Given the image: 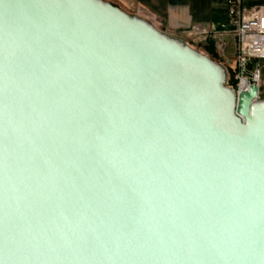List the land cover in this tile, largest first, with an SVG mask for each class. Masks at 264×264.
<instances>
[{"label":"water","instance_id":"95a60500","mask_svg":"<svg viewBox=\"0 0 264 264\" xmlns=\"http://www.w3.org/2000/svg\"><path fill=\"white\" fill-rule=\"evenodd\" d=\"M105 0H0V264H264V100Z\"/></svg>","mask_w":264,"mask_h":264},{"label":"crops","instance_id":"0c3cea01","mask_svg":"<svg viewBox=\"0 0 264 264\" xmlns=\"http://www.w3.org/2000/svg\"><path fill=\"white\" fill-rule=\"evenodd\" d=\"M164 34L211 56L224 66H235L237 41L230 22L228 0H107ZM264 0H242L244 14ZM195 29V31H194ZM204 35H199L198 32ZM216 36L222 52L216 48ZM262 77L264 74L261 72Z\"/></svg>","mask_w":264,"mask_h":264},{"label":"built area","instance_id":"2783aa9c","mask_svg":"<svg viewBox=\"0 0 264 264\" xmlns=\"http://www.w3.org/2000/svg\"><path fill=\"white\" fill-rule=\"evenodd\" d=\"M228 11L230 22L235 26L237 41L233 68L237 84L229 88L238 95L248 91L251 86H258L260 89L262 75L257 64L264 61V5H256L248 14H244L242 0H228ZM198 34L207 35L203 32ZM212 37L216 41L217 50L222 52L221 40L216 36Z\"/></svg>","mask_w":264,"mask_h":264},{"label":"rangeland","instance_id":"374dc122","mask_svg":"<svg viewBox=\"0 0 264 264\" xmlns=\"http://www.w3.org/2000/svg\"><path fill=\"white\" fill-rule=\"evenodd\" d=\"M107 1V0H105ZM200 52V51H199ZM201 53V52H200ZM204 54V53H202ZM206 55V54H204ZM208 56V55H206ZM210 57L213 61H215L217 64L221 65L217 60H215L214 58ZM225 70H226V74H227V87H235L237 82L235 81L234 75H233V65L232 66H224L221 65ZM257 66L259 67V69L261 70V72L264 74V61H260L258 62ZM259 100H264V78H261V83H260V89H259Z\"/></svg>","mask_w":264,"mask_h":264},{"label":"trees","instance_id":"16d2710c","mask_svg":"<svg viewBox=\"0 0 264 264\" xmlns=\"http://www.w3.org/2000/svg\"><path fill=\"white\" fill-rule=\"evenodd\" d=\"M114 5V4H113ZM209 56V55H208Z\"/></svg>","mask_w":264,"mask_h":264},{"label":"bare ground","instance_id":"6f19581e","mask_svg":"<svg viewBox=\"0 0 264 264\" xmlns=\"http://www.w3.org/2000/svg\"><path fill=\"white\" fill-rule=\"evenodd\" d=\"M259 98V97H258Z\"/></svg>","mask_w":264,"mask_h":264}]
</instances>
